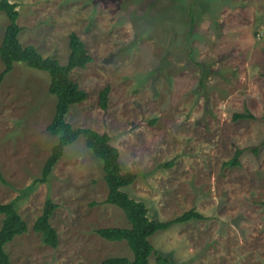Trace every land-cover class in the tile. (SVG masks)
<instances>
[{"label":"rangeland","instance_id":"obj_1","mask_svg":"<svg viewBox=\"0 0 264 264\" xmlns=\"http://www.w3.org/2000/svg\"><path fill=\"white\" fill-rule=\"evenodd\" d=\"M9 1L22 45L63 64L69 33L84 42L92 61L70 76L87 97L66 120L109 135L122 171L139 173L123 191L151 219L190 209L205 217L156 232L154 249L171 264H264V0ZM7 23L0 12V42ZM48 84L45 72L22 63L0 83V203L17 199L27 225L4 249L16 264L131 258L124 241L95 232L128 223L102 202L101 164L81 136L47 181L35 183L57 141L46 131L55 105ZM106 84L103 110L98 93ZM245 109L256 119H232ZM237 148L240 164L226 165ZM47 197L56 204V248L32 229ZM148 264L159 263L152 255Z\"/></svg>","mask_w":264,"mask_h":264},{"label":"trees","instance_id":"obj_2","mask_svg":"<svg viewBox=\"0 0 264 264\" xmlns=\"http://www.w3.org/2000/svg\"><path fill=\"white\" fill-rule=\"evenodd\" d=\"M0 12L7 18V25L0 42V83L16 63H22L29 68L45 72L49 78L48 93L55 99L53 116L46 126V131L55 136L57 141L52 146L50 154L45 160L41 175L35 179V183H45L52 169L61 159L64 148L77 140L80 136L92 155L100 162L103 172V180L107 193L103 203L112 205L121 210L128 227H102L95 230L96 234L107 241H124L131 251L132 257H107L100 264H148L149 257L154 255L159 264H171L168 255L158 253L149 241V237L158 231L169 229L172 225L185 223L191 220H203L205 217L194 209L169 220H156L148 216L146 205L142 201L131 198L123 188L132 184L139 173L122 171L119 163V150L110 143L107 133H100L91 128H74L66 120V115L71 106L82 103L87 94L79 84L70 76L76 69L85 68L91 61L84 42L79 36L70 32L68 35V55L65 63L57 59L43 56L33 45H22L18 39L21 27L17 23V4L9 0H0ZM110 87L106 84L98 93L99 105L105 110L108 103ZM232 119H256L247 109L237 112ZM257 151V147L251 148ZM244 149H235L233 157L226 161V165H239V157ZM173 161L159 164L158 167H170ZM146 175V174H143ZM17 201V199H16ZM16 201L0 203V264H16L11 261L4 246L15 237L27 232V225L16 209ZM264 204V203H263ZM56 208V204L47 197L44 200L41 213L33 222L32 229L38 233L43 244L56 248L58 235L50 224V218Z\"/></svg>","mask_w":264,"mask_h":264}]
</instances>
